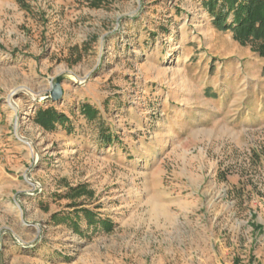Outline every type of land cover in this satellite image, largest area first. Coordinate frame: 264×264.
Returning a JSON list of instances; mask_svg holds the SVG:
<instances>
[{
	"label": "rangeland",
	"instance_id": "rangeland-1",
	"mask_svg": "<svg viewBox=\"0 0 264 264\" xmlns=\"http://www.w3.org/2000/svg\"><path fill=\"white\" fill-rule=\"evenodd\" d=\"M92 1L0 0V264H264V59L203 0Z\"/></svg>",
	"mask_w": 264,
	"mask_h": 264
},
{
	"label": "trees",
	"instance_id": "trees-1",
	"mask_svg": "<svg viewBox=\"0 0 264 264\" xmlns=\"http://www.w3.org/2000/svg\"><path fill=\"white\" fill-rule=\"evenodd\" d=\"M108 0H93L90 4L99 7L106 4ZM112 1V0H110ZM202 7L211 18L213 28L222 32H230L233 39L242 46L250 45L259 57L264 59V0H203ZM80 113L88 120L97 118L98 112L89 105H81ZM34 123L47 132H53L58 127L72 132L69 118L58 112L53 107L38 108L34 114ZM99 140L103 143H110L112 135L106 129L101 128ZM73 197L79 195V190H70ZM81 216L73 215H52L53 224H65L74 233L82 236L80 230V218L86 220L87 228L102 230L105 233L111 232L113 223L108 220H96L95 215L87 210L81 209ZM96 226H99L97 229ZM235 264H239L235 262Z\"/></svg>",
	"mask_w": 264,
	"mask_h": 264
},
{
	"label": "water",
	"instance_id": "water-1",
	"mask_svg": "<svg viewBox=\"0 0 264 264\" xmlns=\"http://www.w3.org/2000/svg\"><path fill=\"white\" fill-rule=\"evenodd\" d=\"M62 76L56 77L51 82V89L47 95H45L44 101L50 100L52 102L60 101L63 95L62 87H61V81Z\"/></svg>",
	"mask_w": 264,
	"mask_h": 264
},
{
	"label": "bare ground",
	"instance_id": "bare-ground-1",
	"mask_svg": "<svg viewBox=\"0 0 264 264\" xmlns=\"http://www.w3.org/2000/svg\"><path fill=\"white\" fill-rule=\"evenodd\" d=\"M45 95H47V93H45V94H40V96H39V100H44L45 99Z\"/></svg>",
	"mask_w": 264,
	"mask_h": 264
}]
</instances>
